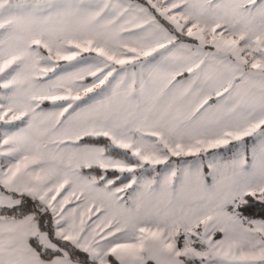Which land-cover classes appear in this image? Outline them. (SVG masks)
<instances>
[{
    "label": "snow or ice",
    "instance_id": "6c2138e0",
    "mask_svg": "<svg viewBox=\"0 0 264 264\" xmlns=\"http://www.w3.org/2000/svg\"><path fill=\"white\" fill-rule=\"evenodd\" d=\"M0 264H264V0H0Z\"/></svg>",
    "mask_w": 264,
    "mask_h": 264
},
{
    "label": "rangeland",
    "instance_id": "374dc122",
    "mask_svg": "<svg viewBox=\"0 0 264 264\" xmlns=\"http://www.w3.org/2000/svg\"><path fill=\"white\" fill-rule=\"evenodd\" d=\"M142 2V0H141ZM63 63V62H61ZM236 142H233V144L235 145ZM246 144L249 148V150L251 149L252 147V144H253V140L252 138H246ZM236 147L234 146H229L228 149H213V150H210V154L213 153V152H217V153H220L222 156H226V157H231L235 152H236ZM195 158L193 157H183V158H177V157H173L172 158V161L173 162H176V163H179L181 160H185V161H191ZM164 165H159L157 166L158 169H164ZM258 219V218H257Z\"/></svg>",
    "mask_w": 264,
    "mask_h": 264
},
{
    "label": "trees",
    "instance_id": "16d2710c",
    "mask_svg": "<svg viewBox=\"0 0 264 264\" xmlns=\"http://www.w3.org/2000/svg\"><path fill=\"white\" fill-rule=\"evenodd\" d=\"M250 215H251V214H250ZM255 218H258V219H259V218H260V216L257 214V215L255 216Z\"/></svg>",
    "mask_w": 264,
    "mask_h": 264
}]
</instances>
